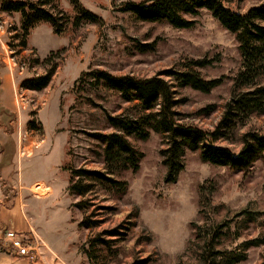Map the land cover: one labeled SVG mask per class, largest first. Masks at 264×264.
Wrapping results in <instances>:
<instances>
[{
  "label": "rangeland",
  "instance_id": "1",
  "mask_svg": "<svg viewBox=\"0 0 264 264\" xmlns=\"http://www.w3.org/2000/svg\"><path fill=\"white\" fill-rule=\"evenodd\" d=\"M6 1L39 0H0V80L5 87L0 86V219L15 226L30 222L35 228L34 219L66 264H221L244 242L264 237V156L249 170L238 171L203 163L198 152L188 151L178 181L168 184L161 155L168 140L153 129L146 140L127 137L143 158L137 172L127 170L119 177L128 183L122 199L105 193L98 183L85 198L69 191L75 170L105 172L104 146L95 136L119 132L108 122L110 116L137 129L158 116L157 110L144 111L138 102L124 101L98 83L94 73L142 80L160 76L174 86L173 100L179 104L172 110L181 126L208 133L217 129L233 95L241 57L235 35L209 11L194 18V27L178 29L125 11L129 4L148 0H79L80 8L99 21L75 26L78 10L69 0H55L46 9L59 20L68 19L63 33L55 34L51 24L42 22L23 38L21 14L3 11ZM222 2L245 14L264 0ZM203 59L211 64L192 70L208 81L223 79L210 93L175 87L164 75L189 71L191 61ZM54 65L58 67L46 89L25 88L26 81L44 76ZM256 83L263 86L264 76ZM235 124L216 146L239 152L244 134H264V115L240 116ZM80 202L87 209L77 208ZM243 210L254 221L246 224L239 215ZM84 219L97 225L82 228ZM8 230L4 224L0 228V248L14 254L2 240ZM44 247L42 243L37 260L30 262L43 258ZM238 264H264V246L251 248Z\"/></svg>",
  "mask_w": 264,
  "mask_h": 264
},
{
  "label": "trees",
  "instance_id": "2",
  "mask_svg": "<svg viewBox=\"0 0 264 264\" xmlns=\"http://www.w3.org/2000/svg\"><path fill=\"white\" fill-rule=\"evenodd\" d=\"M78 10L75 26L82 21L98 22L99 19L93 13L81 9L79 0H69ZM55 0L37 2H13L6 1L2 5L5 12H17L21 14L23 38L39 23H49L54 33L61 35L68 24L63 16L56 18L48 9L47 5H54ZM202 10L209 11L219 23L229 32L233 33L239 44L238 50L241 57L240 71L233 79V95L225 106L223 118L214 132L208 133L201 129L181 126L172 109L179 103L173 100L172 84L160 76L149 79H136L131 77L115 78L105 72L93 74L98 83L114 92H118L126 102H138L144 111L157 110L158 119L155 122L149 120L143 129L134 128L132 122H126L123 118L110 116L108 122L118 133L96 135L104 146L103 163L105 172L77 169L71 175L69 191L75 197H87L92 192L94 184H100L105 193L113 194L118 200L122 199L128 191V183L119 177L124 171L137 172L143 154L135 151L127 137L146 140L150 131L166 134L168 147L161 151L163 165L166 168L165 182L175 184L180 173L185 167V157L188 151L198 152L203 163L214 166L228 167L233 170L247 171L259 158L264 156V134L248 132L242 138V148L239 152L228 147H219L215 142L223 139L226 133L235 129V121L240 116L250 114L264 115V85L257 82L264 76V3L250 9L245 14L237 13L224 6L222 0H148L141 4H129L125 11L137 19L149 23H167L178 29H188L195 26V17ZM63 21V22H62ZM26 46V40L22 42ZM50 58L45 62L49 65ZM211 64L209 60L191 61L189 71H167L164 75L173 79L177 86L190 87L203 93H210L223 83V79L206 80L199 70ZM57 65L41 77L25 82V88L32 91H43L52 81ZM1 86V80H0ZM204 113H210L206 109ZM118 176V178L116 177ZM86 206V207H85ZM80 210L87 209V203L76 204ZM239 215L245 216V223L254 221L251 212L243 210ZM96 222L82 220L80 227L92 228ZM195 231H199L196 223H193ZM3 224H0V228ZM116 233V234H115ZM110 235H120L112 232ZM196 232V239H198ZM218 238V234H214ZM264 246V237H258L241 244L239 252L232 257L221 258V264H238L246 260L247 253L251 248ZM216 255H221L217 252ZM90 260L94 259L91 254Z\"/></svg>",
  "mask_w": 264,
  "mask_h": 264
},
{
  "label": "crops",
  "instance_id": "3",
  "mask_svg": "<svg viewBox=\"0 0 264 264\" xmlns=\"http://www.w3.org/2000/svg\"><path fill=\"white\" fill-rule=\"evenodd\" d=\"M2 88H5V87L1 86V89ZM0 104H1V100H0ZM37 183H41V182H37ZM47 187L51 188V186H47ZM32 193L34 195V192ZM33 199H36V198L34 197ZM44 199L45 198L38 199V200H44ZM1 201L2 200H0V204H1ZM33 223L35 225V228L34 226L31 225L30 222H28L27 226L25 224L23 226H15L13 221H9L8 219H0V224L6 225L11 230H14L17 232L21 231V233H26V232H29L30 230H33L38 235V237L41 239L42 243L45 246L44 247L45 249L43 248V253H44L43 258L42 257L39 258L37 262H30L28 259L24 257H19L15 253L13 254L11 252H6L5 250H2L0 248V264H50V263L52 264V262H54L53 264H66L61 254L62 251L58 249V246L55 244V242L47 236V234L42 228L36 225V223L34 222V219H33Z\"/></svg>",
  "mask_w": 264,
  "mask_h": 264
},
{
  "label": "built area",
  "instance_id": "4",
  "mask_svg": "<svg viewBox=\"0 0 264 264\" xmlns=\"http://www.w3.org/2000/svg\"><path fill=\"white\" fill-rule=\"evenodd\" d=\"M2 240L17 256L27 258L29 261L37 260L42 247L41 239L33 230L21 233L9 229Z\"/></svg>",
  "mask_w": 264,
  "mask_h": 264
}]
</instances>
